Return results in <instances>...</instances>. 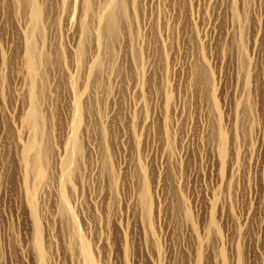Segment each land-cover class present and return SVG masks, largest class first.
Here are the masks:
<instances>
[{"label": "rangeland", "instance_id": "1", "mask_svg": "<svg viewBox=\"0 0 264 264\" xmlns=\"http://www.w3.org/2000/svg\"><path fill=\"white\" fill-rule=\"evenodd\" d=\"M104 1L0 0V264H264V0Z\"/></svg>", "mask_w": 264, "mask_h": 264}, {"label": "bare ground", "instance_id": "2", "mask_svg": "<svg viewBox=\"0 0 264 264\" xmlns=\"http://www.w3.org/2000/svg\"><path fill=\"white\" fill-rule=\"evenodd\" d=\"M30 1V0H29ZM74 2L75 0H70V2ZM103 2V1H102ZM31 3V2H30ZM36 3H34L33 1H32V8H30V9H32V10H30V13H31V11H32V24L31 25H34L36 22H37V10H36V5H35ZM69 4V3H68ZM102 5V4H101ZM102 10L103 11H101V13H105V12H107L106 14H107V16H105V18H107V25H108V30L110 31V32H113L114 30H115V28H116V26H117V17L116 16H114L115 14H118V6L114 3V0H105L104 1V5L102 6ZM103 13V14H104ZM94 14V13H93ZM69 16L70 15H68L67 16V20L69 19ZM101 16V15H100ZM100 16H97V18H95L94 20H95V22H97V20H98V22H97V24H98V26H100L98 29V34H99V37H100V31H101V28H102V22H101V20H99L100 18ZM96 17V16H95ZM30 19V20H31ZM39 19V18H38ZM103 20H104V18H103ZM82 21V20H81ZM100 21V22H99ZM34 22V23H33ZM99 23H102L101 25L99 24ZM81 24V23H80ZM36 25V24H35ZM36 26H38V25H36ZM27 28V27H26ZM40 30V29H39ZM78 31V30H77ZM88 31V29H87V27H86V25H84V24H81L80 25V32H77V33H80L81 35H80V38H81V36L83 35V34H85L86 32ZM33 32V31H32ZM34 33V32H33ZM92 33V32H91ZM94 33V32H93ZM37 34V33H36ZM98 34L96 35L97 36V38H99L98 37ZM25 35H27V34H25ZM31 36V35H30ZM30 36L29 37H26V36H23V37H25V39H24V41H23V43H22V48H23V52H22V61H23V67H22V73H19V75H18V78H23L24 77V81L26 82V84L25 85H23V89L21 90V92L20 91H18L19 93V95H20V97H21V95H23V96H26V98H27V100H26V108H27V112H26V114H25V116H23L22 118H21V122L22 123H24L25 124V126H26V128L28 129H25L24 127V129L25 130H27V131H29V134H30V138H29V144H28V146H29V149H26V146H23V150H26L27 152H28V156H31V158L32 159H34V161H35V163H36V165L34 166V168H33V170H36V172H38V179H40L41 178V180H42V177H43V175L44 174H41L40 172H41V156L39 155V153H40V151H41V146H39L40 144H38V142L36 141V136H37V134L39 135L40 134V131H41V128H40V114H39V108H38V104H37V100H36V95H35V92H34V89H33V86L36 84V82L34 83V85L32 84L34 81H36L37 79H38V73L35 71V69L32 67V65H31V56H32V50L36 53V52H38V51H36V49L34 48L35 46L33 45V42H32V40H31V38H30ZM96 36H94L95 38H96ZM32 37V36H31ZM42 38V37H41ZM78 39H79V36H78ZM81 41V40H80ZM96 41L98 42V40L96 39ZM99 43V42H98ZM100 45V44H99ZM95 46H96V43H95ZM100 47V46H99ZM39 50V49H38ZM38 54H39V52H38ZM37 55V54H36ZM39 55H44L43 53L41 54H39ZM20 56V55H19ZM42 57V56H41ZM21 67V66H20ZM21 72V71H20ZM21 81V80H20ZM27 82H29V83H27ZM70 85H68V87H69ZM22 88V87H21ZM73 88V87H72ZM72 88H70L69 87V89H70V92L71 91H73V89ZM72 89V90H71ZM18 95V96H19ZM73 100V99H72ZM78 102V101H77ZM76 102V103H77ZM80 103V102H79ZM24 106V105H23ZM71 109H72V111L74 110V107H75V104L73 105V103L71 104ZM71 111V110H70ZM76 111V110H75ZM76 115V114H75ZM73 118H75V117H72V119ZM71 119V120H72ZM76 119V118H75ZM74 121V120H73ZM73 121H71V122H73ZM77 121V120H76ZM70 122V124H72ZM75 122V121H74ZM73 122V123H74ZM69 124V125H70ZM22 125V124H21ZM24 126V125H23ZM73 127V126H72ZM71 127V128H72ZM74 127H76V126H74ZM68 128H70V127H68ZM70 130V129H69ZM71 131V130H70ZM73 131V130H72ZM23 133V132H22ZM24 134V133H23ZM71 134V133H70ZM70 134H68V135H70ZM42 135V134H41ZM72 139V138H71ZM39 140V139H38ZM75 140V139H74ZM75 142V141H74ZM73 142V143H74ZM76 144V143H75ZM74 144V145H75ZM69 146H71V145H69ZM76 146V145H75ZM40 148V149H39ZM70 148V147H69ZM31 149H33L34 151L32 152V153H30V150ZM72 149V148H71ZM43 187V186H42ZM47 189V188H46ZM43 264V263H42Z\"/></svg>", "mask_w": 264, "mask_h": 264}]
</instances>
